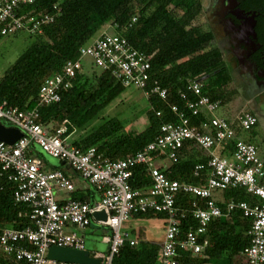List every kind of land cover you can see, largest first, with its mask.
Returning a JSON list of instances; mask_svg holds the SVG:
<instances>
[{
    "label": "built area",
    "instance_id": "1",
    "mask_svg": "<svg viewBox=\"0 0 264 264\" xmlns=\"http://www.w3.org/2000/svg\"><path fill=\"white\" fill-rule=\"evenodd\" d=\"M34 3L35 0H0V39L21 32L35 38L43 36L44 27L61 15L57 5L48 13L29 10ZM86 57L93 60L100 72L111 73L123 87H136L145 91L147 97L153 94L167 99V90L158 83L147 91L151 56L135 49L126 38L104 31L81 49L80 59L68 61L61 73L44 82L34 109L21 111L2 104L0 122L10 123L24 136L14 145L0 142V166L16 185L14 201L30 209L32 226L1 230L0 253L11 264H73L49 259V250L56 246L85 250L81 231L95 224L109 229L111 235L104 237L109 245L108 253H95L92 257L101 259V264H114L125 243L137 246L140 242L128 232H122L124 224L134 214L154 213L166 217L164 240L159 245L161 263L180 264L181 252L197 256L205 250L208 241L204 236L213 220L239 209L252 220L248 232L251 244L244 251V264H264V158L256 145L239 138L240 131H251L258 125V116L251 111H240L232 118L217 116L221 102L204 93L203 79H194L181 92L186 100L184 112L172 108L178 121L164 124L160 135L144 149L119 160L104 157L96 148L80 150L70 141L72 134H67L68 121L52 135L39 120L42 108L61 102V93L72 87V80L82 71V59ZM189 95L191 99L187 98ZM191 118L202 120L193 125ZM190 143L206 153L207 164L197 165L194 173L195 177H201L206 172L204 185L180 183L164 173L170 163L177 161L180 150ZM33 144L78 173L100 193V201L91 204L59 198L58 193H74L75 185L61 170L45 172L43 161L30 151ZM230 146L233 151L227 154ZM166 160L170 163L161 165ZM138 167L147 171L152 186L133 188L131 180ZM236 188L246 189L260 203L250 206L231 201L223 211L216 193ZM181 193L194 198L192 216L198 223L184 236H181L180 219L185 217V212L177 205ZM96 213H105L107 220H96Z\"/></svg>",
    "mask_w": 264,
    "mask_h": 264
},
{
    "label": "trees",
    "instance_id": "2",
    "mask_svg": "<svg viewBox=\"0 0 264 264\" xmlns=\"http://www.w3.org/2000/svg\"><path fill=\"white\" fill-rule=\"evenodd\" d=\"M55 5L61 9L60 17L44 27L43 36L34 37L35 41L0 79V106L5 104L21 111L34 109L44 82L61 73L68 61L80 59L81 49L109 26L135 49L151 56V81L147 91L158 83L168 92L165 100L153 94L148 97L151 109L147 113L148 125L143 131L127 133L120 121L111 119L90 134L72 140L80 150L96 148L104 157L119 160L144 149L160 135L164 124L178 121L173 107L184 112L186 100L181 97V92L186 91L190 80L203 79L204 93L213 101L224 105L231 100L233 94H227L231 75L219 49L210 47L213 33L198 22L205 14L202 0H35L29 10L48 13ZM134 19L137 20L134 22ZM204 80L209 83L205 84ZM72 83L69 90L61 93V102L40 110L39 122L52 135L65 121L69 122L68 135L82 130L126 89L109 72H95L88 76L81 71ZM201 120L191 118V123L198 125ZM37 147L33 144L31 153ZM232 151L230 146L226 153ZM37 156L41 159L39 153ZM199 164H207L206 153L190 143L180 150L177 161L170 163L164 173L180 183L204 185L206 172L201 177L194 174ZM152 183L143 167L134 170L133 188H148ZM15 191L16 185L8 180L0 166V231L32 226L28 216L30 209L14 201ZM224 197L223 211L231 201L246 202L250 206L260 203L244 188L228 189L224 191ZM73 199L90 202L85 197L76 198V195ZM193 201L191 195L184 193L177 198V205L185 212V217L180 219L181 236L198 226L192 216ZM132 218L166 219L164 214L154 213H138ZM251 224L252 220L239 209L213 220L204 236L208 241L205 250L197 256L181 252L179 263L244 264V251L251 244L248 234ZM133 235L139 244L125 243L114 264H162L160 246L147 242L146 228L134 230ZM0 264L11 263L0 253Z\"/></svg>",
    "mask_w": 264,
    "mask_h": 264
},
{
    "label": "rangeland",
    "instance_id": "3",
    "mask_svg": "<svg viewBox=\"0 0 264 264\" xmlns=\"http://www.w3.org/2000/svg\"><path fill=\"white\" fill-rule=\"evenodd\" d=\"M204 8L207 9L205 14L198 21L200 25L206 27V21L209 17V4L208 0H202ZM106 32L110 34H116L114 27L103 28ZM102 33V30L98 32L93 39L86 45H90L94 40H96ZM35 41V38L30 36L26 32H21L15 36L6 37L0 39V79L5 75L8 69L17 61V59L30 47V45ZM213 47V42L210 44V47ZM83 73L88 76H91L95 72H100V70L94 65L93 60L86 57L82 59ZM205 84H208V80H204ZM238 85V84H237ZM239 86V85H238ZM228 95H232L231 100L224 103L221 108L217 111L216 115L219 117L232 118L238 111H252L249 107L248 101L250 97L243 98L245 93L237 92L236 87L233 83H230ZM243 95V96H242ZM247 100V101H246ZM254 103L258 107L259 111H255L259 118V124L251 131H240L239 138L243 141L252 140L253 142H261L264 138V93L255 96ZM151 109L150 101L145 93V91L138 89L136 87L126 88L123 94L118 97L113 103L103 110L97 117L90 121L82 130L75 132L70 141L80 139L92 132L93 129H96L106 123L111 119H116L121 122L123 129L127 133H139L143 131L148 125L147 113ZM6 126L11 127V124L3 121ZM35 153H39L43 161V169L45 172H53L56 170H61L64 172L76 186L85 188L89 184L84 181L78 173L72 170L67 165H62V161L57 158L51 157L45 153L41 148L37 147ZM170 162L166 160L161 162L163 164H169ZM222 193V192H218ZM62 194V193H58ZM64 195V194H63ZM71 195V194H70ZM101 198V195L98 194ZM59 197V196H58ZM75 196H66L64 198H74ZM76 194V198H81ZM60 198V197H59ZM132 219V220H131ZM127 221L122 227V232H128L131 237L134 230H138L141 225H147L154 227L151 234L155 236L158 240H163L165 232L163 230V219L161 218H150V219H133L131 218ZM150 228V227H148ZM87 233L86 239L88 241H93L94 243H100L104 240V237L110 236L111 232L106 227H100L94 225L91 228H88L84 231H81V234ZM156 234V235H154ZM106 254L108 252H102Z\"/></svg>",
    "mask_w": 264,
    "mask_h": 264
},
{
    "label": "flooded vegetation",
    "instance_id": "4",
    "mask_svg": "<svg viewBox=\"0 0 264 264\" xmlns=\"http://www.w3.org/2000/svg\"><path fill=\"white\" fill-rule=\"evenodd\" d=\"M206 27L213 33L231 83L242 90L252 111L264 93V0H208ZM207 9H205V12ZM239 86H238V85ZM247 101V100H246Z\"/></svg>",
    "mask_w": 264,
    "mask_h": 264
},
{
    "label": "water",
    "instance_id": "5",
    "mask_svg": "<svg viewBox=\"0 0 264 264\" xmlns=\"http://www.w3.org/2000/svg\"><path fill=\"white\" fill-rule=\"evenodd\" d=\"M24 136V133L15 127H8L0 122V142L7 145H14ZM62 165H65L62 162ZM96 220H107L105 213H96L94 215ZM48 258L60 262H67L73 264H101V259L92 257L90 250H74L64 247H52L49 250Z\"/></svg>",
    "mask_w": 264,
    "mask_h": 264
},
{
    "label": "crops",
    "instance_id": "6",
    "mask_svg": "<svg viewBox=\"0 0 264 264\" xmlns=\"http://www.w3.org/2000/svg\"><path fill=\"white\" fill-rule=\"evenodd\" d=\"M105 30L102 29V32H104ZM242 111V110H241ZM248 111V110H247ZM240 111H238L239 113ZM254 113V111H251ZM255 115H257L256 113H254ZM258 116V115H257ZM230 118V117H229ZM259 119V118H258ZM259 124V123H258ZM246 142H250L254 145H256L258 148H259V154L262 158H264V138L262 139L261 142H253L252 140H247ZM73 182V181H72ZM75 185V184H74ZM75 192L72 193L71 195L68 194V195H63V194H58V196L62 199L66 196H75L76 194H78L79 196H82V197H85L88 201H90L91 204H94L98 201H100V197L98 196V194H100L99 192H97V190L95 188H93L92 186H87L85 188H81L80 186H76L75 185ZM216 201L217 203L222 206L224 203H225V197H224V192L222 193H216ZM134 219V218H133ZM132 220V219H131ZM130 220V221H131ZM95 224H93L91 227H93ZM148 225V224H147ZM147 225H141L140 227H145L146 228V235H147V242L150 243V244H157V245H160L162 243L161 240H158L156 239L155 236H152L153 234L152 231L153 230H156L154 229L153 225L152 226H147ZM90 227V228H91ZM139 227V228H140ZM150 227V228H148ZM163 230L165 232V220L163 219ZM85 238V248L87 250H90L92 252V255L95 254V253H102V252H108L109 250V245L106 244L104 242V240L100 243H94L93 241H88L86 239V237L88 236L87 233H84L82 234ZM156 235V234H154Z\"/></svg>",
    "mask_w": 264,
    "mask_h": 264
}]
</instances>
